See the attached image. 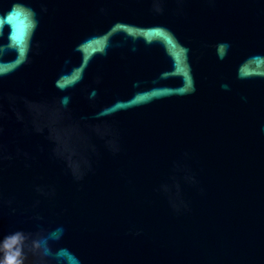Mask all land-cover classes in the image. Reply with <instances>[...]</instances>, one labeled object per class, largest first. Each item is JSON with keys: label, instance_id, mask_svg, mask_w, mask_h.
Listing matches in <instances>:
<instances>
[{"label": "water", "instance_id": "95a60500", "mask_svg": "<svg viewBox=\"0 0 264 264\" xmlns=\"http://www.w3.org/2000/svg\"><path fill=\"white\" fill-rule=\"evenodd\" d=\"M264 264V0H0V264Z\"/></svg>", "mask_w": 264, "mask_h": 264}, {"label": "clouds", "instance_id": "9594fccd", "mask_svg": "<svg viewBox=\"0 0 264 264\" xmlns=\"http://www.w3.org/2000/svg\"><path fill=\"white\" fill-rule=\"evenodd\" d=\"M9 264H12V262H9Z\"/></svg>", "mask_w": 264, "mask_h": 264}]
</instances>
